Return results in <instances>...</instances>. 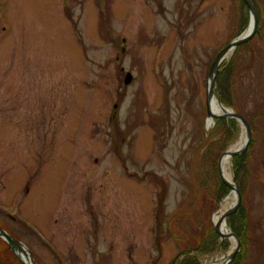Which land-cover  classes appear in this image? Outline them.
Segmentation results:
<instances>
[{"label":"rangeland","instance_id":"obj_1","mask_svg":"<svg viewBox=\"0 0 264 264\" xmlns=\"http://www.w3.org/2000/svg\"><path fill=\"white\" fill-rule=\"evenodd\" d=\"M0 1L13 25L0 45L1 225L37 264H181L188 255L223 264L232 237L214 252L196 247L211 240L232 192L223 195L220 159L244 129L209 125L207 89L220 50L248 30V8ZM258 24L234 65L235 105L217 82L214 94L253 129L248 173L237 177L234 157L230 168L248 217L243 246L226 220L241 264H264V17ZM0 264H23L3 239Z\"/></svg>","mask_w":264,"mask_h":264},{"label":"trees","instance_id":"obj_2","mask_svg":"<svg viewBox=\"0 0 264 264\" xmlns=\"http://www.w3.org/2000/svg\"><path fill=\"white\" fill-rule=\"evenodd\" d=\"M239 1L242 2V5H244L245 9L248 8V6L246 5V3L243 0H239ZM254 5H255L256 12H257V16H258V21H259V18L263 19V17H264V8L261 7V4L257 3L256 0H254ZM248 10H249V8H248ZM258 26H259V24H258ZM249 42L242 44L235 49V53H234L235 56L232 58L231 61H229V63L224 62L221 65L220 69H222V72L217 76V79H216L217 87H218V89L220 91V95H221V100L230 106L235 105L234 104L233 91H232L233 86H234L233 77L236 74L235 73L236 70L234 68V65L236 63V59H238L240 50L243 49L244 47H247L249 45ZM249 124L251 125V128H252V124L250 122H249ZM217 127L218 128L219 127L224 128L228 132L229 135L236 133L239 130L238 122L235 119L221 118L217 121ZM252 135H253V129H252ZM225 139L226 138H224L223 141H225ZM249 153H250V151L248 150L245 152V154H242L240 156H236L233 158V160L236 163L237 170H238L237 171V177L240 179H241L243 174L246 175L248 173L246 161H248ZM218 175L220 177L219 171H218ZM220 179H221V177H220ZM221 187H223V189H224L223 195L226 194L228 190L230 191L229 187L223 182L222 179H221ZM244 187H245V185H244ZM244 187L242 185L240 186L242 196L244 195ZM247 219H248L247 212L245 211L243 204H241V206L237 212L233 213L232 215H230L227 218V222H228L229 227L234 231V233L241 240L242 246L246 244V239H247V235L245 233V231H247V229H246V226L248 224V223H246ZM211 235H212L211 240L209 238L203 239L200 242L201 244H199L196 247V253L197 254L200 253V255H203V252L205 251V249L208 246H210L209 252H214L218 249L220 235L217 234L215 231H212ZM227 244H228L227 241L223 243V245H227ZM240 257H241V254L240 253L237 254L236 258L229 264H241V262H240L241 258ZM153 262H155V261H153ZM181 264H198V260L195 258V256H189L188 255V256H185V258L181 262Z\"/></svg>","mask_w":264,"mask_h":264},{"label":"water","instance_id":"obj_3","mask_svg":"<svg viewBox=\"0 0 264 264\" xmlns=\"http://www.w3.org/2000/svg\"><path fill=\"white\" fill-rule=\"evenodd\" d=\"M251 13V22L250 25H252V28L250 30L249 33L245 32L244 34H242L240 37L236 38L235 40H233L231 43H229L225 48H223L218 55L216 56L215 60L212 63L211 69H210V73H209V84H208V89H207V104H208V116H212L211 112H210V107H209V103L211 98L214 95L215 89H216V79L217 76L219 75L220 72V67L222 65V63L225 61V56L228 53H232L238 46L245 44L247 42H249L254 35L256 34V31L258 29V18L255 12V8L253 7V4L251 2V0H243ZM226 111L224 114L221 115H216L213 116V118L216 119H221V118H232V119H236L237 121H239L242 125V128L244 129V131L246 132V143L244 145V147L242 149H239L237 151H234L231 153L232 157L238 156L240 154H242L244 151H246L248 149V146L251 142L252 139V132H251V128L249 123L245 120V118L236 112H232L226 108H224ZM227 153V151L222 155V157ZM221 157V159H222ZM221 159H220V166H219V173H220V177L223 180V182L231 189L234 190L236 195H237V200L234 203V205L227 210L224 215L221 218V221L219 224H214V228L217 234H219L221 236V238L224 240L226 238H233L237 241V247L236 249L230 254V257L223 263V264H229L234 257L236 256L237 252L240 249V240L237 238V236H235L232 232L224 235L223 233H221L220 231V225L221 223L224 222L225 225L226 224V220L227 218L232 215L233 213L237 212L238 209L240 208L241 202H242V198H241V194L239 192L238 186H237V180L235 178V173H234V185H231L224 177L223 173H222V169H221ZM0 238H2L9 246V248L13 251V253L20 259V261L23 264H28L27 262H25L23 260V258L21 257V252H25L26 256L29 258V261L31 262V264H37L34 256L31 252V250L22 242L17 240L16 238H14L12 235H10L7 231H5L1 225H0ZM26 249V250H25ZM186 252H182L181 254H185Z\"/></svg>","mask_w":264,"mask_h":264},{"label":"bare ground","instance_id":"obj_4","mask_svg":"<svg viewBox=\"0 0 264 264\" xmlns=\"http://www.w3.org/2000/svg\"><path fill=\"white\" fill-rule=\"evenodd\" d=\"M251 28H252V25L249 26V28H248V30L246 32L249 33L250 30H251ZM230 54L231 53L226 54L225 59H227L230 56ZM209 107H210V112L212 114V116H209V118H208V122H209V125H210L211 122H212V120H213V116L224 114L226 110L220 104V102L215 97V95H213V97L211 98L210 103H209ZM246 140H247L246 133H245V131H243V133L241 134L239 140L233 146H231L229 148V150L227 151V153L221 159V169H222V173H223L225 179L231 185H234L233 177H232V175L230 173L231 160H232L231 153L234 152V151H237L239 149H242L244 147L245 143H246ZM235 200H236V193H235L234 190H232L230 196H228L224 200V202L220 206V209L215 213V215L213 217L214 224L217 225V224L220 223L222 216L224 215V213L228 209H230L234 205V201ZM220 231L224 235L230 233L229 228L227 227V225L224 224V222L221 223V225H220ZM21 257L23 258V260L25 262H27L28 264H31V262L29 261V258L26 256L25 252H21ZM210 264H216V263L215 262H212Z\"/></svg>","mask_w":264,"mask_h":264},{"label":"flooded vegetation","instance_id":"obj_5","mask_svg":"<svg viewBox=\"0 0 264 264\" xmlns=\"http://www.w3.org/2000/svg\"><path fill=\"white\" fill-rule=\"evenodd\" d=\"M4 5L5 4L0 1V45L3 42L4 37L13 30V25L10 18L2 11Z\"/></svg>","mask_w":264,"mask_h":264}]
</instances>
